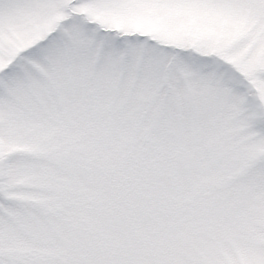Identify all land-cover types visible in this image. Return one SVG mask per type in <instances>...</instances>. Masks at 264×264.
Returning <instances> with one entry per match:
<instances>
[{"label": "snow or ice", "instance_id": "obj_1", "mask_svg": "<svg viewBox=\"0 0 264 264\" xmlns=\"http://www.w3.org/2000/svg\"><path fill=\"white\" fill-rule=\"evenodd\" d=\"M0 264H264V0H0Z\"/></svg>", "mask_w": 264, "mask_h": 264}]
</instances>
